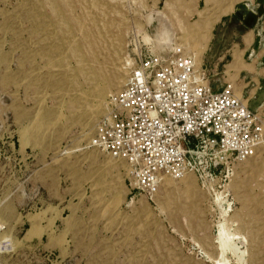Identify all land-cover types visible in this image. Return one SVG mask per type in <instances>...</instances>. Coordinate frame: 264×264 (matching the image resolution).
Returning a JSON list of instances; mask_svg holds the SVG:
<instances>
[{
	"label": "rangeland",
	"instance_id": "374dc122",
	"mask_svg": "<svg viewBox=\"0 0 264 264\" xmlns=\"http://www.w3.org/2000/svg\"><path fill=\"white\" fill-rule=\"evenodd\" d=\"M194 1L0 0V264H264V145L216 196L191 173L153 197L90 147L142 56L236 79L214 0L178 14Z\"/></svg>",
	"mask_w": 264,
	"mask_h": 264
},
{
	"label": "built area",
	"instance_id": "2783aa9c",
	"mask_svg": "<svg viewBox=\"0 0 264 264\" xmlns=\"http://www.w3.org/2000/svg\"><path fill=\"white\" fill-rule=\"evenodd\" d=\"M210 75L179 47L142 56L108 98L90 147L127 166L130 194L153 197L165 177L192 173L216 196L239 164L257 156L264 115L245 103L235 84L215 88Z\"/></svg>",
	"mask_w": 264,
	"mask_h": 264
},
{
	"label": "crops",
	"instance_id": "0c3cea01",
	"mask_svg": "<svg viewBox=\"0 0 264 264\" xmlns=\"http://www.w3.org/2000/svg\"><path fill=\"white\" fill-rule=\"evenodd\" d=\"M213 4L214 9L220 14L213 30L219 27L229 30V34L222 37V43L224 45L225 42L228 45L225 57L227 55L230 59L229 64L232 63L229 66L231 75L237 76L236 79H231L225 71L223 79L220 78V80L221 82L224 80L222 83L235 82L239 93L242 85L240 94L248 101L249 106L254 110L263 109L264 92H261L260 88L261 81L264 80V6L257 3V0H214ZM244 5L246 7H243ZM206 7L207 0H195L189 11L182 8L178 14L192 15L199 20V12ZM225 9L229 11L224 13ZM257 39L258 45L255 49ZM211 43L212 40L208 50ZM223 57L224 54L218 51L217 57L213 58L222 60ZM216 84L214 83L215 88Z\"/></svg>",
	"mask_w": 264,
	"mask_h": 264
},
{
	"label": "trees",
	"instance_id": "16d2710c",
	"mask_svg": "<svg viewBox=\"0 0 264 264\" xmlns=\"http://www.w3.org/2000/svg\"><path fill=\"white\" fill-rule=\"evenodd\" d=\"M257 3H259L261 6H264V0H257ZM243 7H246V5H244ZM257 45H258V39H257V41H256V43L254 45L255 49H256Z\"/></svg>",
	"mask_w": 264,
	"mask_h": 264
},
{
	"label": "bare ground",
	"instance_id": "6f19581e",
	"mask_svg": "<svg viewBox=\"0 0 264 264\" xmlns=\"http://www.w3.org/2000/svg\"><path fill=\"white\" fill-rule=\"evenodd\" d=\"M120 82H121V81H120ZM120 84H123V82H121ZM118 85H119V84H118ZM245 103H246V102H245ZM221 233H223V232H221ZM223 234H224V233H223ZM222 238H223V237H222ZM228 239H229V238H228ZM228 239H227V240H228ZM221 240H222V239H221ZM230 240H231V239H230ZM228 242H229V241H228ZM222 243H223V240H222L221 244H222ZM225 247H226V246L221 245L222 251H223L224 253H225V252L227 253V251H224V250H225ZM219 248H220V247H219ZM223 259H225V258H223ZM222 263H223V262H222ZM224 264H225V263H224Z\"/></svg>",
	"mask_w": 264,
	"mask_h": 264
}]
</instances>
